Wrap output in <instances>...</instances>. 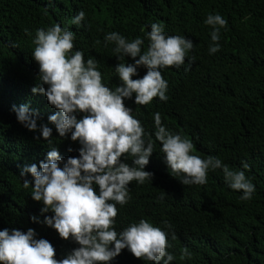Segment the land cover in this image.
<instances>
[{"label": "trees", "instance_id": "obj_1", "mask_svg": "<svg viewBox=\"0 0 264 264\" xmlns=\"http://www.w3.org/2000/svg\"><path fill=\"white\" fill-rule=\"evenodd\" d=\"M81 10L85 20L72 24ZM209 14H220L227 21L215 54L209 53L212 28L204 23ZM57 23L74 33L73 52L81 50L85 62L88 58L98 62L102 82L112 90L122 84L115 66L134 64V60L130 56L118 60L116 45L106 43V34L118 32L129 41L141 37L143 52L149 45L146 34L151 24L159 23L166 36L193 42L181 67L161 69L168 83L166 102L156 97L148 105H137L135 93L125 98L126 107L145 130L144 139L151 134L154 143L144 168L153 178L140 186L130 182L129 214L160 226L170 222L166 251L175 257L170 264H264V0H0V230L34 229L35 239H46L54 246L58 260L80 247L44 222L54 213H43V202L32 199L31 174L20 176L24 167L46 162L52 150L39 130L41 125L52 128L53 146L64 162L79 158L82 147L71 140V133L59 136L49 121L59 110L43 93L32 92L33 87H48L39 79L32 40L37 29L47 30ZM146 72L139 66L133 79ZM20 105L39 114L36 131L18 122L13 106ZM156 112L170 132L192 141L191 154L205 159L215 156L231 170L245 171L255 186L251 200L240 199L242 193L229 186L222 169L209 170L204 185L185 186L180 177H172L154 135ZM74 114L77 119L86 115ZM242 162L250 168L243 169ZM24 179L32 186L25 189ZM94 187L99 194L98 186ZM184 248L191 258L181 260ZM109 264L151 263L140 262L126 248Z\"/></svg>", "mask_w": 264, "mask_h": 264}, {"label": "clouds", "instance_id": "obj_2", "mask_svg": "<svg viewBox=\"0 0 264 264\" xmlns=\"http://www.w3.org/2000/svg\"><path fill=\"white\" fill-rule=\"evenodd\" d=\"M84 20L85 12L81 10L71 23L78 26ZM204 23L212 28L209 53L215 54L220 51V30L226 27L227 21L220 14H209ZM146 35L149 45L142 52L143 38L129 41L118 32L106 34V43L116 45L114 52L118 60L128 56L134 60V64L115 66L122 84L112 90L102 82L94 58L85 62L83 51L73 52L72 31L59 23L47 30H36L32 56L39 64L41 84L48 87H33L32 92L43 93L49 104L59 110L49 117L59 136L71 133V140L79 141L82 147L79 158L69 157L64 162L53 146L52 128L41 125L39 130L52 150L47 153L46 162L41 161L39 167L35 163L24 167L20 176L31 174L34 186L24 179L23 187L32 186L31 197L43 202V213L50 210L54 213L45 217L44 222L62 239L72 238L80 247L58 260L54 246L46 239H35L34 229L25 233L5 228L0 230V264H109L126 248L140 262L170 264L174 260L166 251L168 229H172L170 222L165 220L164 226H160L129 214L130 182L135 180L140 186L153 178V173L144 168L150 162L154 143L151 134L147 141L144 139L145 130L132 115V109L126 107L125 98L131 99L135 93L137 105H148L156 97L166 102L168 83L161 69L181 67L194 44L181 36H166L159 23H152ZM139 66L146 67L147 72L142 78L133 79ZM13 110L18 122L30 131L37 130L38 113L30 112L27 105L13 106ZM77 112L86 115L77 119L74 114ZM154 126L155 138L162 145L161 152L172 177H180L185 186L204 185L209 170L222 169L229 186L242 193L240 199L251 200L255 186L245 171H233L215 156L205 159L191 154L192 141L170 132L162 124L159 112L154 113ZM242 166L250 168L247 162H242ZM94 185L98 186L99 194ZM120 210L123 216L119 215ZM32 219L35 221L36 217ZM171 238H177L174 231ZM185 258H191L187 248L180 257Z\"/></svg>", "mask_w": 264, "mask_h": 264}]
</instances>
